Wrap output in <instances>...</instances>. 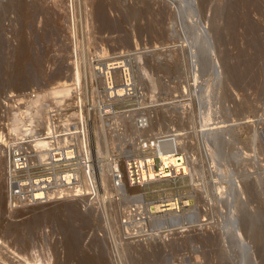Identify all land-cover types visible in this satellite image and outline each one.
Wrapping results in <instances>:
<instances>
[{
	"label": "rangeland",
	"instance_id": "rangeland-1",
	"mask_svg": "<svg viewBox=\"0 0 264 264\" xmlns=\"http://www.w3.org/2000/svg\"><path fill=\"white\" fill-rule=\"evenodd\" d=\"M117 63L109 98L91 74ZM77 70L90 141L126 189L109 173L94 200L9 209L0 146V264H264V0H0V135L34 151L27 132L47 125L35 116L69 85L73 104ZM146 160L154 179L141 182ZM135 197L153 215L148 239L124 229L142 213Z\"/></svg>",
	"mask_w": 264,
	"mask_h": 264
},
{
	"label": "built area",
	"instance_id": "built-area-1",
	"mask_svg": "<svg viewBox=\"0 0 264 264\" xmlns=\"http://www.w3.org/2000/svg\"><path fill=\"white\" fill-rule=\"evenodd\" d=\"M113 75L114 73H111L110 86L117 85ZM127 75L129 77L128 71ZM79 91L73 89L72 105H68V102L72 101L70 99L58 107L48 106L53 130L48 135V140L52 145L50 147L52 155H56L52 158L56 159L53 162H50L49 159L45 162L35 161V152L26 148L25 140L8 133L0 135L1 151L4 160H6L5 196L9 209L29 205L36 201L43 202L51 192L57 193L60 188L67 191L68 194H76L77 190L81 189L85 193L83 197L89 200H94L98 196L99 190L96 184L91 182L93 160L86 134V126L90 123V119L88 116L86 120L84 118L82 121L79 98H75V96H81L83 112L90 107ZM33 92L30 93L32 97L35 95ZM8 97V99H13L10 95ZM29 126L33 128V125ZM111 176L115 180V185L119 187L120 172L117 167L113 168ZM59 177L62 180L59 181ZM52 178L58 179V182ZM38 192H41V197L35 198Z\"/></svg>",
	"mask_w": 264,
	"mask_h": 264
},
{
	"label": "bare ground",
	"instance_id": "bare-ground-1",
	"mask_svg": "<svg viewBox=\"0 0 264 264\" xmlns=\"http://www.w3.org/2000/svg\"><path fill=\"white\" fill-rule=\"evenodd\" d=\"M24 9V8H23ZM121 67H120V65L117 63V64H113V65H110L109 67H107V68H105V69H101V68H96V69H94L93 71H92V74H91V77H95V76H99V78L102 76V78H103V85H104V87H106L105 88V92H107V90L109 91V98H112L113 96H114V93H113V88L110 86V84H111V82H110V71L111 70H115V69H120ZM124 72H126V71H124ZM80 72L77 70L76 71V73H75V75H74V77H75V79H77L76 81L77 82H75V81H73V82H75V83H78V85H76V88H78V89H75V90H79V88H80V86H79V84L81 83L80 82V74H79ZM101 75V76H100ZM123 77L125 78L124 79V91H127V92H129V88H128V86H129V79H128V76H127V74L125 73H123ZM73 78V77H72ZM101 79V78H100ZM72 80V79H71ZM74 80V79H73ZM71 85H69V86H67V87H69V88H66V90L65 91H67V93L65 94L64 92L65 91H60V92H57L59 95H58V98H57V100H58V103H60L59 105H61V103H63L64 101H66L67 99V97L69 96L70 97V95H72L71 94V91H72V89H71V87H70ZM111 88V89H110ZM82 93V92H81ZM122 93H123V90H117V91H115V94H116V96H122ZM29 95V98L28 99H30V97H32V95H30V94H28ZM27 95V96H28ZM67 95V96H66ZM49 103V102H48ZM53 106H56V107H58V105H53ZM86 113L87 112H91V110L90 109H88L87 108V110L85 111ZM48 114V117H44V115H43V112H42V110H41V108L39 109V112H38V114L35 116V119H36V127H38L39 125L40 126H42V127H44L46 124V130H45V132L43 133V134H38L37 132L35 133V132H33L32 131V129L31 130H29L27 133H28V135H30L31 136V138H32V141H30V143H31V145H33V147H34V152H35V155H34V157L36 158V159H34L35 161L37 160V161H39V162H45V161H47L48 159L50 160V162H53L54 160H56V159H52V158H54L56 155H52L53 153L51 152V148L50 147H52V145L49 143V140H48V135L49 134H51L52 132H53V130H52V127H51V120H50V118H49V112L47 113ZM76 114H78V113H76ZM80 116H81V119H82V121L84 120V118H85V120L87 119V117H85L84 116V112H83V107L81 106V114H80ZM39 128V127H38ZM41 130V129H40ZM91 125H90V123L88 124V126H86V134H87V137H88V142H89V145H90V155H91V157H92V160H93V172L91 173L92 174V176H91V182L94 184V183H97V185H99V187L100 186H102V184H104V183H106V181H107V179L109 178L108 177V175L107 174H109L110 173V177H111V180L114 182L115 180L112 178V170H113V168L114 167H117L118 168V170H119V172H120V178L118 179L119 180V187H117V188H115L114 186V188L116 189V190H118L119 191V189H121V190H123V191H125V189H126V186L124 185V180H125V178H124V175H123V173H121V169L119 168V166L117 165V163H113V162H111L110 164H108V167H109V173H108V170H106V166L105 165H100L101 163H100V159H99V157L100 156H98L99 154H98V151H97V149L94 147V144H93V140H91L90 141V137H91ZM27 133H25V134H27ZM42 133V132H41ZM25 141L24 142H26V140H28V139H24ZM174 142H176V141H174ZM58 144L60 143L59 141L57 142ZM26 144V143H25ZM175 145L177 144V143H174ZM165 142L164 143H161V142H159V144H158V149H157V151H158V153H160V157H161V159H162V162L164 163V165L165 166H168V165H171V164H173V163H175L176 161H175V158H174V156H170V155H168L167 153L168 152H163L162 151V149L161 148H163L164 150H166L165 149ZM161 147V148H160ZM175 148H176V152L178 151V149H177V147L175 146ZM168 150H173V149H171V148H168L167 149V151ZM68 154V153H67ZM173 154H175V153H173ZM6 161V160H5ZM145 164H148V166H149V170L148 171H146V172H144V166H145ZM152 163H151V161H144V162H139V167L141 168V171H142V174H141V177H142V180H141V182H144V181H148V180H152V179H154V172H153V170H152ZM181 170H184V172L186 173V169L185 168H182ZM166 176H168L167 174L166 175H164L163 177H166ZM249 176V175H248ZM66 177V176H65ZM65 177H63V178H65ZM107 177V178H106ZM250 177V176H249ZM60 178V177H59ZM67 178V177H66ZM54 181H57L58 182V179H54V178H52ZM60 180H62L61 178L59 179V181ZM122 180V181H121ZM249 181V180H248ZM85 182H86V180H85ZM252 182V181H251ZM115 183V182H114ZM60 184H61V182H60ZM133 185V184H132ZM250 185V184H249ZM86 188L88 189V186H86ZM135 189V188H134ZM236 190V189H235ZM249 190V189H248ZM84 192V191H83ZM83 192L81 191V189H79V190H77V193L76 194H74V195H78V194H80V195H83ZM138 192L139 193H141L139 190H138ZM200 192V191H199ZM247 191H245V193H246ZM201 193V192H200ZM206 193V192H205ZM57 194H59V196H62V195H64V194H68V192L67 191H64L63 189H58V191H57V193L56 192H54V193H50L49 195H48V197H47V199L45 200V201H36V202H34V203H31L32 205H36V206H40V205H43V204H46V203H51V202H53V199H52V197L53 196H56ZM72 194V193H71ZM198 195V194H197ZM41 197V192H38V193H36V197L35 198H40ZM196 197V196H195ZM252 197V196H251ZM52 200V201H51ZM135 201L137 202V207L136 208H138V209H142V208H144L143 206H142V202H141V200L140 199H138L137 197H135ZM230 203V202H229ZM31 204H29V205H31ZM238 205V204H237ZM165 207V209H161V208H164ZM199 207V206H198ZM124 208H126V207H124ZM128 208V207H127ZM126 208V209H127ZM136 208H134V209H136ZM156 208V211H157V213L158 212H163V214H161L160 213V215H158V216H156V217H154V219L152 220V223H153V221L154 222H161V220L163 219V217L166 215V212L165 211H170L171 212V210H174V209H177V203H172V202H169V203H166V204H164V205H161V206H156L155 207ZM214 208V207H213ZM235 208V207H234ZM241 208V207H240ZM126 209H124V210H126ZM137 209V210H138ZM145 209V208H144ZM211 209V208H210ZM128 210H130V209H128ZM128 210H126V211H128ZM148 210V209H147ZM203 210V209H202ZM131 211V210H130ZM129 212V211H128ZM138 212V211H137ZM140 212V211H139ZM138 212V213H139ZM165 212V213H164ZM131 213V212H130ZM133 213H135V214H133V217H132V213L131 214H127V212H126V216H124L125 218H126V220H130V218L131 219H134V218H136V210L133 212ZM156 213V212H155ZM174 213V212H173ZM208 213V212H207ZM124 214V213H123ZM141 214H143L144 216L143 217H141L140 215ZM149 214V217H152L153 215H152V212H147V213H145L144 212V210L142 209V213H140V215H139V220L137 221V223H135V224H132V225H128V226H126V225H124V229H126L127 231H129V233H133L134 231H135V234L136 233H138V238H140L141 240L142 239H148L149 237H145V234L144 235H139V233H141L142 231L140 230V228L142 229V225L144 226V223H143V219L144 218H146L145 217V215H148ZM201 214V213H200ZM206 214V213H205ZM125 215V214H124ZM208 216V215H207ZM243 217V216H242ZM253 217V216H252ZM233 218V217H232ZM147 219V218H146ZM240 219H242V218H240ZM247 219V218H246ZM149 221V220H148ZM147 221V222H148ZM197 221V220H196ZM235 221V220H234ZM239 221V220H238ZM146 222V221H145ZM146 222V223H147ZM143 223V224H142ZM150 223V222H149ZM154 224L153 223V225L155 226L156 225V228H158L159 226H160V224H159V226L157 227V224ZM147 225V224H146ZM149 225V224H148ZM242 225H243V223H242ZM133 228L132 230L130 229L131 227ZM150 226H151V223H150V225H149V231H150ZM154 226H152V227H154ZM240 227V226H239ZM244 227V226H243ZM247 227V226H246ZM134 228H135V230H134ZM155 228V227H154ZM155 228V229H156ZM165 228V227H164ZM138 229V230H137ZM148 229V228H147ZM235 229V228H234ZM249 229V228H248ZM248 229H246V230H248ZM152 230V229H151ZM211 230V229H210ZM231 231V230H230ZM242 231V230H241ZM153 232V231H152ZM146 233V232H145ZM242 233V232H241ZM147 234V233H146ZM148 234L150 235V233L148 232ZM230 233H228V235H229ZM237 234H239V231L237 232ZM211 235V234H210ZM236 235V234H235ZM241 235V234H240ZM251 235V234H250ZM144 236V237H143ZM150 236H154V237H156L154 234H151ZM207 237H208V235H207ZM243 237H244V235H243ZM210 238V237H209ZM213 238V237H212ZM228 238V237H227ZM241 238V237H240ZM139 239V240H140ZM203 241V240H202ZM209 241V240H208ZM238 241V240H237ZM201 242V241H200ZM229 242V241H228ZM214 243V242H213ZM204 244V243H203ZM239 244V243H238ZM208 245V244H207ZM223 250V249H222ZM216 251H217V249H216ZM216 253V252H215ZM227 255V254H226Z\"/></svg>",
	"mask_w": 264,
	"mask_h": 264
}]
</instances>
